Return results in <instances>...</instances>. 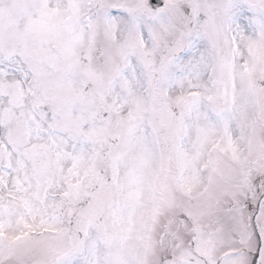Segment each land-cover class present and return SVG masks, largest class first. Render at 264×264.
Returning <instances> with one entry per match:
<instances>
[{
  "label": "snow or ice",
  "instance_id": "1",
  "mask_svg": "<svg viewBox=\"0 0 264 264\" xmlns=\"http://www.w3.org/2000/svg\"><path fill=\"white\" fill-rule=\"evenodd\" d=\"M0 264H264V0H0Z\"/></svg>",
  "mask_w": 264,
  "mask_h": 264
}]
</instances>
